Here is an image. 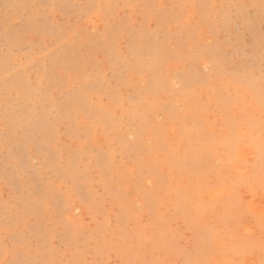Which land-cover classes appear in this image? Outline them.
I'll use <instances>...</instances> for the list:
<instances>
[{
  "label": "rangeland",
  "instance_id": "374dc122",
  "mask_svg": "<svg viewBox=\"0 0 264 264\" xmlns=\"http://www.w3.org/2000/svg\"><path fill=\"white\" fill-rule=\"evenodd\" d=\"M0 264H264V0H0Z\"/></svg>",
  "mask_w": 264,
  "mask_h": 264
},
{
  "label": "bare ground",
  "instance_id": "6f19581e",
  "mask_svg": "<svg viewBox=\"0 0 264 264\" xmlns=\"http://www.w3.org/2000/svg\"><path fill=\"white\" fill-rule=\"evenodd\" d=\"M129 133V132H128ZM175 152V151H174Z\"/></svg>",
  "mask_w": 264,
  "mask_h": 264
}]
</instances>
